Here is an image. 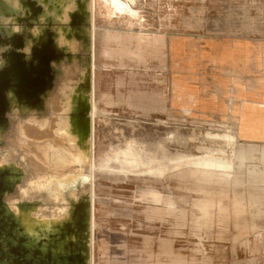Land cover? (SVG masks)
Masks as SVG:
<instances>
[{"label": "rangeland", "instance_id": "obj_1", "mask_svg": "<svg viewBox=\"0 0 264 264\" xmlns=\"http://www.w3.org/2000/svg\"><path fill=\"white\" fill-rule=\"evenodd\" d=\"M91 17L90 264H264V142L238 120L264 79V0H92ZM4 244L0 264H63L0 223Z\"/></svg>", "mask_w": 264, "mask_h": 264}, {"label": "bare ground", "instance_id": "obj_2", "mask_svg": "<svg viewBox=\"0 0 264 264\" xmlns=\"http://www.w3.org/2000/svg\"><path fill=\"white\" fill-rule=\"evenodd\" d=\"M91 1L0 0V223L25 255L63 264H90Z\"/></svg>", "mask_w": 264, "mask_h": 264}, {"label": "crops", "instance_id": "obj_3", "mask_svg": "<svg viewBox=\"0 0 264 264\" xmlns=\"http://www.w3.org/2000/svg\"><path fill=\"white\" fill-rule=\"evenodd\" d=\"M264 61V60H262ZM261 61V62H262ZM255 79V77H253ZM258 82V81H257ZM264 79L260 89L248 91L241 102L243 103L239 111V127L241 138L244 141L264 142ZM255 87V83L250 84V89ZM250 128H258L257 133L250 134ZM228 168V167H224Z\"/></svg>", "mask_w": 264, "mask_h": 264}]
</instances>
